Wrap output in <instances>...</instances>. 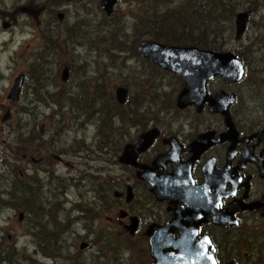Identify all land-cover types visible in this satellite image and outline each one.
Segmentation results:
<instances>
[{"label":"rangeland","instance_id":"1","mask_svg":"<svg viewBox=\"0 0 264 264\" xmlns=\"http://www.w3.org/2000/svg\"><path fill=\"white\" fill-rule=\"evenodd\" d=\"M194 1L119 0L115 17L109 20L100 0H0V205L8 204L0 216V258L8 260L0 264H55V258L58 264H123L121 258L137 264L148 252L146 242L126 234L117 224L113 189L106 191L108 185L120 184L117 156L134 134L130 130L140 129L145 121L159 122L171 115L221 121V117L207 112L198 115L191 109L175 110L182 82L170 73L155 70L139 56L137 45L141 40H157L152 29L143 31L142 27L151 13L176 11L165 21L185 16L188 23L185 26L182 20L173 37L181 41L187 38L182 44L189 43L188 38L203 37L204 47L245 54L248 73L240 84L231 86L216 78L208 88L235 90V105L243 113L254 121L263 117L264 0H218L236 9L230 13L231 18L209 27L215 32L211 35L201 31L204 17L196 18L200 22L197 28L193 18L198 10L190 9ZM150 6L158 8L155 11ZM248 10L247 29L236 40L235 16ZM58 12L64 14L62 20ZM4 21L10 26L4 28ZM167 30L163 28L162 34L167 35ZM64 66L69 67L70 74L63 82L60 76ZM21 72L25 80L18 100L7 99L14 78ZM146 79L158 88L160 102L150 101L157 97L153 90L135 88L136 80ZM113 80L115 87L120 80L126 81L121 85L129 89V104L120 108L117 118L109 119L104 116L112 110L107 104V93L111 92L107 84ZM142 101H150L141 111L143 119L137 109L144 105H140ZM131 120L134 124L128 126ZM52 153L62 161L54 159ZM32 188L37 196L34 199ZM140 197L146 207L149 198L143 194ZM23 198L30 216L47 212L40 219L50 234L40 233L32 241L23 233L18 225L19 213L25 211ZM50 202L53 213L49 211ZM243 217L240 227L247 228L221 235L222 251L227 257L226 250L232 248L231 255L241 258L242 264H264L263 221L255 211H246ZM84 241L92 247L82 250L79 245ZM48 254L52 259H45ZM250 255L253 260L247 262L243 257Z\"/></svg>","mask_w":264,"mask_h":264},{"label":"flooded vegetation","instance_id":"2","mask_svg":"<svg viewBox=\"0 0 264 264\" xmlns=\"http://www.w3.org/2000/svg\"><path fill=\"white\" fill-rule=\"evenodd\" d=\"M228 91L230 90L228 89ZM206 105L204 104L201 112H197L194 105L175 110L183 112L191 109L201 115L210 112L207 110ZM237 106L230 107V114L238 132L237 138L235 140L227 139L214 142L205 147H201L204 146V143L199 144L198 147L195 142L205 132L212 131L213 137L224 132L226 130L223 124L224 119H221V121L208 119L194 121L171 115L159 122L158 120L145 121L147 123L145 126L140 129L134 127L130 130L134 134L131 139L125 141L117 156V165L121 171V175L118 177L120 184L108 185L106 191L110 187L113 189L111 199L118 210L115 219L117 224L122 227L126 234L141 238L148 245V252L137 264H152L155 261L150 251V238L156 234L157 228L172 222L177 216L186 219L189 211L201 215L196 229L197 236L205 234L210 237L217 262L233 261L235 264H242L241 258L231 255L232 248H229V251L226 250L228 258L225 257L222 251L223 245L220 244V237L221 235L226 237V233L231 230L247 228L240 227L246 211H255L263 224L264 217L260 215L257 209L250 210L241 206L239 211L233 214L237 223L232 227L225 228L213 223L212 219L214 218L210 215L211 211H214L215 205L220 210L234 204L238 205L237 200L242 201L244 204H256L258 201H262L264 195V176L261 175L260 168L253 159H259L264 167V139L257 135L261 129L264 130V115L259 121H254V118L247 117L245 113L243 114V111H237ZM237 115H241L240 118H237ZM257 122L258 124L254 125ZM133 124L134 120H131V123L127 125L132 126ZM151 129H155L152 130V133H156V135L149 145L144 149H139L137 144L140 136ZM125 150L130 153L129 158L135 159V165L121 161V157L125 160ZM51 156L53 157L52 154ZM33 160L36 161L37 159L33 158ZM187 168L188 177H186ZM147 169L151 171V175L156 178L157 183L152 184L144 179L145 177L142 178L146 175L145 171ZM174 172L177 176H185V180L188 179L194 188L186 197V200L192 203L191 206L183 202L185 196H179L177 188L170 191L171 185L167 176ZM163 176L166 177L162 178ZM161 184L167 186L168 191L166 193L161 191L163 187ZM127 194L131 195L130 200H127ZM140 194L149 198L146 207H143L142 202L139 200H142ZM38 196L43 199L42 194ZM0 197L2 196L0 195ZM33 197L36 196L34 192H31V198ZM2 204L0 205V216L8 205L7 203L5 205L4 202ZM22 204L26 206L25 198L22 199ZM49 204V211L53 213V203L50 202ZM40 209H44L42 205H40ZM153 211L155 213H152ZM30 212L28 208L21 218L20 225L23 233L29 236L32 241L40 233L41 235L50 234L48 226L42 225L40 219L47 212L44 211L43 215L40 212L39 216L35 214L30 216ZM189 217L195 219L192 215ZM134 218L137 219V226L134 232L131 233L128 226L131 225ZM110 220L114 221L113 217H110ZM38 228H40V231L36 232ZM173 234L175 238L181 235L177 228H174ZM88 243L92 247L89 241ZM0 249H3V247H0ZM49 252L53 257L57 256L53 251L49 250ZM52 256L45 255V259L50 260ZM243 258L250 262L253 260V255ZM120 260L123 264H128L124 258ZM0 261L1 263L7 261V258L3 256ZM54 261L55 264H58L56 258Z\"/></svg>","mask_w":264,"mask_h":264},{"label":"water","instance_id":"3","mask_svg":"<svg viewBox=\"0 0 264 264\" xmlns=\"http://www.w3.org/2000/svg\"><path fill=\"white\" fill-rule=\"evenodd\" d=\"M118 1L119 0H100V8L106 13V15L110 16L113 14L114 7ZM62 16L63 13H58V17L60 19ZM249 17L248 11L237 14L235 26L236 39H239L243 35ZM7 25V23L4 24L5 27ZM138 51L142 57L156 64L161 69L176 74L183 81V87L176 98V105L178 108L182 109L190 105H195L197 111L201 112L204 104L207 103L210 111L223 115L226 130L216 137H213L212 131L203 133L199 137L198 141L195 142L198 147L199 144L201 145L203 143L204 146L201 147H205L206 145H210L214 142L224 141L227 139L235 140V138H237L238 132L229 113V107L235 100V94L227 93L224 90H218L213 94H209L207 92L206 85L208 81L212 80L216 76H221L228 83L239 81L242 78L244 71L240 57L236 56L231 51H215L212 49L199 48L193 45L164 44L150 39L142 40L138 44ZM67 77L68 68L65 67L62 70V79L66 80ZM23 78V74H20L15 78L14 84L8 93V98L14 100L18 98ZM127 92L128 89L124 86H118L116 88L115 97L118 103H125ZM155 135L156 133H152V130L143 133L138 140L137 147L139 149H144L147 145H149ZM257 135L264 139V130L258 132ZM124 156L125 160L121 157V161L135 165V159L129 158L130 153L127 150H125ZM253 159L258 164L261 174L264 175V167L259 162V159ZM145 174L146 175L142 176V178L145 177L144 179L148 180L152 184L157 183L156 178L151 175V171L147 169ZM188 176L189 174L187 168L186 177ZM164 177L166 176H163L162 178ZM186 177L182 175L177 176L175 172L167 176L170 181L169 184L171 185L170 191H174L175 188H177L179 196H185L183 202L191 206L192 203L187 201L186 197L189 192L194 190V188L188 179L185 180ZM161 185H163L161 191L166 193L168 191L167 186L164 184ZM155 191L157 190L155 189ZM130 198L131 195L127 194V200H130ZM241 206L249 209L257 208L261 215L264 216V203L240 206L234 204L232 207L220 210L215 205V209L214 211H211L210 215L213 216L214 222L225 227H229L236 223L235 220L232 219V216L236 210L240 209ZM191 215L195 217V219H191L189 217ZM21 217L22 214H20V218ZM200 218L201 215H198L197 212L189 211L186 219H182L177 216L172 222L159 227L156 234L150 238L151 253L155 258L153 264H216L209 239L206 236H203L198 240L196 237V229L199 223L198 219ZM136 226L137 220L134 218L132 219V224L129 226L132 233ZM174 228H177L180 231L181 235L178 238L174 237ZM190 248L195 249L197 253H191L192 249ZM208 249H211V252L208 253ZM168 251H175V254L168 253ZM222 264L232 263L229 262Z\"/></svg>","mask_w":264,"mask_h":264},{"label":"trees","instance_id":"4","mask_svg":"<svg viewBox=\"0 0 264 264\" xmlns=\"http://www.w3.org/2000/svg\"><path fill=\"white\" fill-rule=\"evenodd\" d=\"M215 1L216 4H210V2H213ZM222 1V0H221ZM224 1V0H223ZM161 2V0H160ZM163 3V2H161ZM205 4L206 5V8L202 7V5ZM212 5H215V9L212 8ZM150 8H153L155 11L157 10V6H150ZM222 8V11H220ZM191 10H198V15H196V17H194L193 19H196L197 17H200L203 18L204 17V21L202 23V27H201V31L206 33L207 34H210L211 35V32H214V31H211L209 29V27L211 28H214V23L217 24V26H219V21H226L227 18H231V15L230 13H234V10L236 9V6L235 5H230V4H227V6H225L224 4H222L220 1L218 2V0H195L194 3L191 5ZM176 12V11H175ZM174 11L170 14H168V12H164L163 14L161 15H156L154 12L151 13L149 16H147L146 18V21L145 23H142V27L143 28V31H146L147 28L148 29H152V33L155 34L153 37H155L157 40L159 41H162L164 43H175V44H182V42L186 41V39H184V41H181V40H176L174 39L173 37H175L178 33V31H176L177 29H179L180 27V24L182 26V20L186 26V24L188 23L186 17H184L183 19L181 17L179 18H176L174 20H171V21H165L167 18L169 19V15L170 17L172 18L173 15L175 13ZM172 15V16H171ZM189 15V13H188ZM107 17V19L109 20H113L115 15H112L111 17L109 16H105V18ZM187 18L190 19V17L188 16ZM197 21V28L199 27V20L196 19ZM161 22V23H159ZM159 23V25H158ZM169 25V26H168ZM158 28L161 29V32L158 30ZM163 28H166L168 29L167 31V35H164L162 34V29ZM194 29V27H192ZM217 32V31H216ZM215 33V32H214ZM160 34V35H158ZM161 36H165L166 38H160ZM189 40V43L186 42V44H194V45H197V46H200V47H204L203 46V37H198L196 39H193V38H188ZM210 43V42H209ZM206 47H209V46H206ZM143 61L147 64H149L152 68H154L155 70H160L156 65L148 62L147 60L143 59ZM173 77L176 79L177 77L175 75H173ZM115 81L116 80H113V81H110L107 86L108 88L111 90L110 94L107 93L108 95V98H107V104L111 107V112L107 113V114H104V116H106L107 118L111 119V118H117L119 116V110L121 107H124V106H127L128 104H124V105H121L119 103H117V101L115 100V96L113 98L112 96V90L114 89L115 87ZM147 79L146 80H143L142 82H139V81H135L134 82V86L135 88L138 90V89H142V88H149L151 90H153L155 92V94L157 95V97H153L150 101L151 102H160V100L158 99L160 96H162L161 94H159L157 91H158V88L157 87H154L152 85H149L147 83ZM121 84H126V81L125 80H120L118 82V85H121ZM149 92V90H147ZM151 92V91H150ZM153 92H151L152 94ZM106 101V99H105ZM105 101H104V109H105ZM150 101H142L140 103V105L142 106V103H144V105L140 108H137L138 109V115L140 118L143 119L144 117V112H141L145 106V103H150ZM25 185V184H24ZM23 185V187H24ZM34 189L35 188H32V191L31 192H34ZM37 197V196H36ZM34 199V197L32 198ZM27 208L28 205L26 206ZM40 207V206H39Z\"/></svg>","mask_w":264,"mask_h":264}]
</instances>
